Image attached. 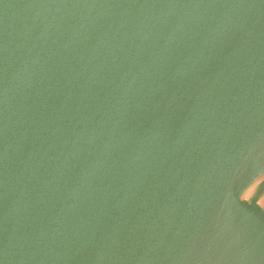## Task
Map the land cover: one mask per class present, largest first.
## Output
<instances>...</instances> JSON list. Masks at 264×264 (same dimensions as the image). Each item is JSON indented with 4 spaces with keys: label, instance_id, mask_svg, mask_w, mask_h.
Returning a JSON list of instances; mask_svg holds the SVG:
<instances>
[{
    "label": "water",
    "instance_id": "1",
    "mask_svg": "<svg viewBox=\"0 0 264 264\" xmlns=\"http://www.w3.org/2000/svg\"><path fill=\"white\" fill-rule=\"evenodd\" d=\"M0 264H264V0H0Z\"/></svg>",
    "mask_w": 264,
    "mask_h": 264
}]
</instances>
